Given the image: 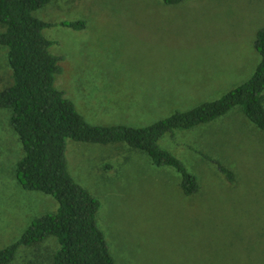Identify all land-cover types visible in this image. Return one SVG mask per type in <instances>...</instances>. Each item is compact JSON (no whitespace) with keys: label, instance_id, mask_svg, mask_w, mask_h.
<instances>
[{"label":"rangeland","instance_id":"1","mask_svg":"<svg viewBox=\"0 0 264 264\" xmlns=\"http://www.w3.org/2000/svg\"><path fill=\"white\" fill-rule=\"evenodd\" d=\"M33 14L55 22L42 30L62 57L54 85L91 124L146 126L172 113L147 112L150 82L164 108L187 110L243 83L260 60L264 0H50ZM76 20L84 28L59 24ZM6 51L0 45V89L10 82ZM8 116L0 108V249L58 205L17 181L23 149ZM158 143L196 177L195 192L125 142L66 141L70 174L100 201L96 222L114 262L264 264V131L234 106ZM56 247L53 237L21 246L9 264H51Z\"/></svg>","mask_w":264,"mask_h":264},{"label":"trees","instance_id":"2","mask_svg":"<svg viewBox=\"0 0 264 264\" xmlns=\"http://www.w3.org/2000/svg\"><path fill=\"white\" fill-rule=\"evenodd\" d=\"M50 0H0V45L5 46L10 82L0 89V108L9 111V123L17 134L23 155L16 162L17 181L26 190L54 197L55 211L32 219L20 236L0 249V264H9L21 246L30 247L49 237L57 247L51 264H116L96 222L100 201L79 184L68 170L66 141L89 143L125 142L148 154L158 166L174 167L181 176L185 194L198 189L196 177L182 161L161 147L159 139L177 129H189L239 106L246 117L264 131V28L257 30L254 47L260 55L250 77L219 98L201 102L187 110H176L146 126L96 125L79 113L64 91L55 87L61 71L59 55L49 48L53 41L42 30L55 22L34 16L35 9ZM175 4L182 0H162ZM73 29L84 22L62 21ZM230 182L234 172L216 162Z\"/></svg>","mask_w":264,"mask_h":264},{"label":"crops","instance_id":"3","mask_svg":"<svg viewBox=\"0 0 264 264\" xmlns=\"http://www.w3.org/2000/svg\"><path fill=\"white\" fill-rule=\"evenodd\" d=\"M140 37L141 36H139V38ZM143 37L145 38V36H143ZM146 91H149V95L147 96L149 98V101L152 100L151 103H148V104L151 107H153V108H147L146 109L147 112H174L176 110L183 111L182 108H164L166 101L164 99H161L162 97H157L156 94H157L158 89L151 88V82L148 85V90H146ZM72 96L74 97V94H72ZM139 100H140V98H139ZM139 104H141V103H139ZM144 112H146V111L144 110Z\"/></svg>","mask_w":264,"mask_h":264}]
</instances>
